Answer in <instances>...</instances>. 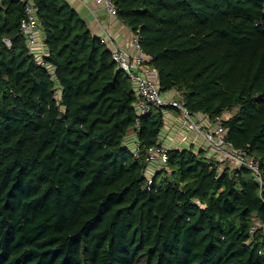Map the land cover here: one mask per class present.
Returning a JSON list of instances; mask_svg holds the SVG:
<instances>
[{
    "label": "trees",
    "instance_id": "obj_1",
    "mask_svg": "<svg viewBox=\"0 0 264 264\" xmlns=\"http://www.w3.org/2000/svg\"><path fill=\"white\" fill-rule=\"evenodd\" d=\"M111 1L160 93L221 119L261 180L163 146L175 108L138 115L135 84L65 0H34L41 54L23 1L0 0V264H264V0Z\"/></svg>",
    "mask_w": 264,
    "mask_h": 264
},
{
    "label": "built area",
    "instance_id": "obj_2",
    "mask_svg": "<svg viewBox=\"0 0 264 264\" xmlns=\"http://www.w3.org/2000/svg\"><path fill=\"white\" fill-rule=\"evenodd\" d=\"M24 4V18L20 24L21 33L25 36L28 48L31 52L37 53L38 51V20H37V6L34 0H22ZM97 4L103 5L107 12L116 16V8L111 0H94ZM100 42L106 45L110 52L112 61L116 64L117 68L125 73L129 79L135 84L136 93L138 96L137 113L138 115L147 114L153 108H161L165 106L173 107L181 113L183 120L187 123L189 129L201 131L202 127L200 122H195L193 116L187 109L173 97L164 98L161 96L157 73L153 70V76L148 75V67L145 65L147 56L139 44V38L136 34L130 36V44L134 48L135 53L130 55L123 50L115 41L113 36L109 33L102 38ZM7 46L10 44L6 41ZM41 62L40 58H37ZM226 131L223 127L221 119H217L212 124L210 130L204 131L203 140L207 145L218 154L220 158L230 162L236 166H246L253 170V174L257 180L260 179L257 163L254 159L246 156L245 152L236 150L232 145L227 142ZM186 138L184 137L183 140ZM138 147L132 151L134 157H138ZM147 161L156 163L159 166H164L167 162V149L164 147L154 146L147 151ZM152 184V180H148V185Z\"/></svg>",
    "mask_w": 264,
    "mask_h": 264
},
{
    "label": "crops",
    "instance_id": "obj_3",
    "mask_svg": "<svg viewBox=\"0 0 264 264\" xmlns=\"http://www.w3.org/2000/svg\"><path fill=\"white\" fill-rule=\"evenodd\" d=\"M79 16L86 22L91 33L102 38L109 33L117 44L130 55L135 53L130 44V30L116 16L107 12L103 5L97 4L94 0H65ZM38 54H41L42 47H38ZM148 67V66H147ZM154 68L148 67V75L153 76ZM176 93L163 94L164 98L174 97ZM165 125L161 133V143L168 149H192L198 151L206 146L207 156H212V149L203 140L204 131L210 130V122L201 115L193 116L195 122H200L201 131L189 129L178 110L169 109L164 113ZM186 138L183 140V138ZM129 147H133L132 138L128 140ZM204 151V150H203ZM156 166L150 164L148 171H154Z\"/></svg>",
    "mask_w": 264,
    "mask_h": 264
},
{
    "label": "rangeland",
    "instance_id": "obj_4",
    "mask_svg": "<svg viewBox=\"0 0 264 264\" xmlns=\"http://www.w3.org/2000/svg\"><path fill=\"white\" fill-rule=\"evenodd\" d=\"M161 96L164 97V96H163V93L161 94ZM185 123H186V122H185ZM186 124H187V123H186ZM202 149L204 150V153H205V155H206V151H207L206 146H203ZM146 175L149 176V175H150L149 172H146Z\"/></svg>",
    "mask_w": 264,
    "mask_h": 264
}]
</instances>
